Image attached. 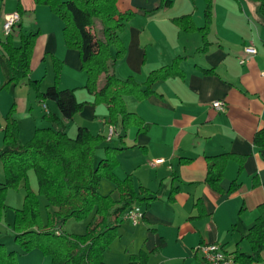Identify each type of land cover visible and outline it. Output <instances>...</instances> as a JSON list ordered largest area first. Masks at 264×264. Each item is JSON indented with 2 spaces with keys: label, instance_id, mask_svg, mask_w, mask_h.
<instances>
[{
  "label": "crops",
  "instance_id": "0c3cea01",
  "mask_svg": "<svg viewBox=\"0 0 264 264\" xmlns=\"http://www.w3.org/2000/svg\"><path fill=\"white\" fill-rule=\"evenodd\" d=\"M161 4L162 0H118L121 13L135 14L122 33L126 55L114 68L119 79L132 77L144 84L152 71L183 58L184 76L156 83L154 94L143 101L125 98L128 110L147 127L138 133L136 127L123 130L107 124V105L93 104L94 97L84 89L86 75L79 53L66 47L64 25L48 8L34 5L33 0H4L0 55L7 39L5 17L19 13V7L21 21L11 34L14 44L19 45L23 33L40 35L31 60L33 71L14 90L2 89L0 61V150L4 149L6 115L13 105L20 109L28 102L24 100L32 95L30 82L41 80L37 73L44 62L51 58L56 64L57 60L64 74L62 90L75 89L77 100L87 103L73 120L64 121L66 133L74 138L78 129L85 127L104 136L105 146L123 149L117 177L131 176L136 192L142 188L148 192L142 198H152L134 205L144 212L138 225L133 226L123 216L118 241L125 248L124 259H108V250L106 264H129L128 255L140 252L148 254V264H207L198 248L209 244L220 245L233 259L236 252L251 255L246 236L264 204V148L254 144L256 134L264 130V17L253 0H214L209 46L202 52L200 34L181 31L173 20L191 15L196 27L202 28L204 0H174L171 7L164 8ZM248 47L256 54H247ZM204 70L214 73L206 75ZM104 81L105 76H101L99 87ZM216 101L227 104L226 113L212 107ZM37 104L45 117L54 114L62 119L58 108L40 100ZM38 128L42 127H36L34 133ZM111 130L114 134L108 139ZM103 154V149L98 152V156ZM222 154L245 156L246 161L241 174L237 162L228 163L221 183L223 193H218L206 183V176L208 159ZM155 160L164 162L153 165ZM234 181L238 188L230 194ZM105 188L118 199L113 185ZM258 264H264V251Z\"/></svg>",
  "mask_w": 264,
  "mask_h": 264
},
{
  "label": "trees",
  "instance_id": "16d2710c",
  "mask_svg": "<svg viewBox=\"0 0 264 264\" xmlns=\"http://www.w3.org/2000/svg\"><path fill=\"white\" fill-rule=\"evenodd\" d=\"M4 0H0V8ZM36 5L49 8L64 24L63 37L66 47L79 53L82 70L86 75L84 89L94 97L93 104H106L107 124L120 126L123 130L136 127L138 133L147 130L143 120L128 110L125 98L134 97L139 101L154 94L153 86L173 77H182L183 58L172 64L152 71L144 84L134 78L119 79L114 74L118 61L126 55L122 33L126 24L134 16L133 12L121 13L118 0H33ZM258 4L264 17V0H253ZM204 26L196 27L191 15L174 19L177 27L186 33H198L202 37L205 52L209 46L208 36L212 25L214 0H204ZM174 0H162L161 7H171ZM22 13L21 7L18 8ZM99 27V29H98ZM93 29L100 30L97 37ZM40 32L21 34L18 46L12 35L2 45L0 55L4 83L2 89L19 85L29 78L31 60ZM62 66L56 60L55 83L45 91L40 89V81L30 85L38 92L41 102L51 101L58 108L62 119L54 114L45 118L50 127L38 128L32 139L23 144L20 127L13 117L12 107L5 117L3 131L4 149L0 150L5 179L0 183V214L6 208L4 192L17 189L24 183L26 190L22 209H15L13 231L19 253L41 252L53 264H106L105 253L119 237L124 213L134 205H141L152 198H142L148 192H136L131 176L119 179L116 170L120 165L123 149L105 146L106 138L95 135L85 127L71 138L65 130L64 121L73 120L82 112L86 102H79L75 89L62 90L58 87ZM212 70H204L210 75ZM105 76L102 87L99 79ZM254 144L264 148V130L258 132ZM104 150V158L98 161V152ZM230 161L243 171L245 156L222 154L208 159L206 183L218 193H223L221 183ZM35 171L39 183L38 192L28 184V173ZM107 181L118 193V199L100 192V184ZM238 185L234 181L228 193H234ZM174 189L173 192H176ZM47 201L48 222L44 225L39 208V197ZM258 218L246 236L252 254L236 252L237 264H258L264 251V204L259 209ZM90 220L83 235L66 234L62 227L71 219ZM1 217V215H0ZM1 219V218H0ZM18 251H8L0 243V264H19ZM130 264H148V254L140 252L130 257Z\"/></svg>",
  "mask_w": 264,
  "mask_h": 264
},
{
  "label": "rangeland",
  "instance_id": "374dc122",
  "mask_svg": "<svg viewBox=\"0 0 264 264\" xmlns=\"http://www.w3.org/2000/svg\"><path fill=\"white\" fill-rule=\"evenodd\" d=\"M34 5L35 2L33 1ZM38 6V5H36ZM38 7H44V6H38ZM47 8V7H46ZM49 10V8H48ZM50 11V10H49ZM55 16V15H54ZM135 16V14H134ZM133 16V17H134ZM57 17V16H56ZM58 18V17H57ZM59 19V18H58ZM26 24L29 23V18L26 16L25 18ZM60 20V19H59ZM61 21V20H60ZM62 22V21H61ZM63 23V22H62ZM64 25V24H63ZM99 29V27H98ZM30 31V30H28ZM93 33L97 35V37L101 36L100 30L93 29ZM63 33V31H62ZM49 62V63H48ZM48 62H44L43 67L41 68V71L37 73V75H41L40 80V89L46 88L50 85H53L55 83V64L51 62V58ZM50 63L52 66H50ZM48 64V65H47ZM50 66V68H49ZM32 68V67H31ZM33 69H31L32 73ZM62 73L59 77V83L58 87L62 89L61 87V81H62ZM65 81V79H63ZM10 89V88H9ZM15 86L11 87V90H14ZM47 89V88H46ZM45 89V90H46ZM6 90V89H5ZM8 90V89H7ZM29 90H31V97L28 100H24L25 102L28 101L26 104L20 105V109L17 108V104L13 105L14 111H13V117L16 119L19 127H20V140L23 144H27L33 137L34 129L36 127H49V122L44 116V110L42 107H39L37 104V101L39 100L37 95V90L30 85ZM42 90V91H45ZM48 104L53 105V108L57 110L56 105L51 101H44L42 104ZM33 131V132H32ZM29 132V133H28ZM69 134L71 132H68ZM21 135L24 137L21 138ZM76 137V136H75ZM4 146V145H3ZM104 158V154L102 156H98V161L102 160ZM0 179L2 182L5 179L2 164L0 163ZM28 184L30 188L38 192L39 189V183L37 179V175L35 171H30L28 173ZM111 186L107 181L102 182V194H109L111 195V192L107 191L105 186ZM26 190L24 188V183H21V185L15 189V188H9L4 192L3 198L4 203L6 205V208L3 210L0 219V239L2 244L6 245V248L8 251H18L19 249L15 243V233L13 231V224H14V215H15V209H22L24 205V198H25ZM116 195V192L113 194ZM47 201L44 197H39V208H40V214L42 221L44 225L48 222V214H47ZM93 216H90V218L86 220H78V219H71L67 223H65L62 227V232H65L66 234H75V235H83L87 231V226L92 219ZM119 237L110 245L108 248L109 255L108 259L113 258L117 260H123L125 256V248L122 246L121 242L118 241ZM12 242V243H10ZM9 243V244H7ZM14 245V247H11ZM107 250V252H108ZM129 261H130V255H128ZM19 264H53L51 259L48 257H45L41 252L39 251H33L27 254L19 253L18 257ZM111 261V260H110ZM130 264V263H129Z\"/></svg>",
  "mask_w": 264,
  "mask_h": 264
},
{
  "label": "built area",
  "instance_id": "2783aa9c",
  "mask_svg": "<svg viewBox=\"0 0 264 264\" xmlns=\"http://www.w3.org/2000/svg\"><path fill=\"white\" fill-rule=\"evenodd\" d=\"M21 17L19 13H13L5 17V22L3 24V31L6 37L10 36L13 33L14 28L20 23ZM245 52L249 55L256 54V50L248 47L245 49ZM245 61H241V64H244ZM262 77L264 78V72L262 73ZM212 107L221 113H226L227 104L222 101H216L212 104ZM44 109H47L44 106ZM114 131L111 130L109 138L113 136ZM164 160H155L153 161V165L162 164ZM144 218V212L141 207L133 206L129 210H127L124 214V220L129 221L133 226L139 224ZM198 252H200L203 260L207 264H234V259L232 256H229L225 253L224 249L218 244H209L202 245L198 248Z\"/></svg>",
  "mask_w": 264,
  "mask_h": 264
}]
</instances>
